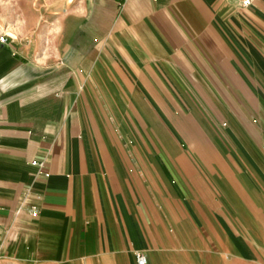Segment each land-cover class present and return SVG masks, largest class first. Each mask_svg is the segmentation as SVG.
Masks as SVG:
<instances>
[{"label": "crops", "instance_id": "1", "mask_svg": "<svg viewBox=\"0 0 264 264\" xmlns=\"http://www.w3.org/2000/svg\"><path fill=\"white\" fill-rule=\"evenodd\" d=\"M0 29V264H264V0H0Z\"/></svg>", "mask_w": 264, "mask_h": 264}, {"label": "built area", "instance_id": "2", "mask_svg": "<svg viewBox=\"0 0 264 264\" xmlns=\"http://www.w3.org/2000/svg\"><path fill=\"white\" fill-rule=\"evenodd\" d=\"M157 1V0H152ZM256 0H239L241 6L250 7L255 3ZM10 35L3 29H0V45H6L9 42ZM35 215V214H34ZM136 264H148V258L146 254L142 252H137L136 255Z\"/></svg>", "mask_w": 264, "mask_h": 264}]
</instances>
